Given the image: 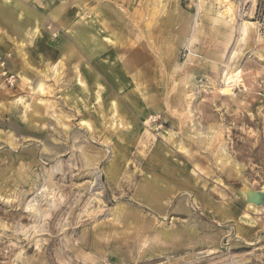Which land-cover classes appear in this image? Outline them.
<instances>
[{
	"label": "rangeland",
	"instance_id": "obj_1",
	"mask_svg": "<svg viewBox=\"0 0 264 264\" xmlns=\"http://www.w3.org/2000/svg\"><path fill=\"white\" fill-rule=\"evenodd\" d=\"M0 264H264V0H0Z\"/></svg>",
	"mask_w": 264,
	"mask_h": 264
},
{
	"label": "bare ground",
	"instance_id": "obj_2",
	"mask_svg": "<svg viewBox=\"0 0 264 264\" xmlns=\"http://www.w3.org/2000/svg\"><path fill=\"white\" fill-rule=\"evenodd\" d=\"M159 9V8H158ZM109 12L108 14L106 13V15H108V17L110 16H113V12L109 9H107ZM156 10H154L155 12ZM157 13V11H156ZM155 15V14H154ZM64 19V18H63ZM108 27V26H107ZM106 26L103 28L104 31H107L108 28ZM110 28H112V26H110ZM109 28V29H110ZM75 40L80 43V45L82 46V48L85 50V52L88 54V56L91 58V56L95 55V54H98V55H103V56H106L107 57H111V54L113 51V46H114V43L111 39L109 38H106V40H108L109 42H111V45L107 44V43H103L102 41H98L96 38H92V36L90 35L89 33V30L86 31V33L80 29L79 31L76 32L75 34ZM102 42V43H100ZM192 42V40H191ZM102 44V46H101ZM116 45V43H115ZM61 48V47H60ZM95 60V59H94ZM99 67H103V64H100ZM241 71V70H240ZM59 72V71H58ZM235 72V71H234ZM53 73V72H52ZM227 73V72H226ZM239 72H235L234 74H229V75H226L227 77H225V82H226V86H224V88H222V93H230V89L228 88V86L230 85V83H233V82H236L238 81L240 78H239ZM44 74V73H43ZM240 81V80H239ZM43 82V81H42ZM234 86V85H233ZM39 88V91H42V88L41 87H38ZM38 94V93H37ZM2 104V103H1ZM55 108V107H54ZM61 109V108H60ZM70 111V110H69ZM40 158V157H39ZM225 166V165H224ZM233 166V165H232ZM236 166V165H235ZM230 167V166H229ZM233 168V167H232ZM231 169V168H230ZM234 169L237 170V167H235ZM236 173V171L234 172ZM237 175V173H236ZM239 175H237L238 177ZM236 177V176H235ZM148 196V195H147ZM47 203V202H46ZM48 205V204H47ZM35 209V208H34ZM33 209V210H34ZM27 212V211H26ZM30 214V213H29Z\"/></svg>",
	"mask_w": 264,
	"mask_h": 264
},
{
	"label": "water",
	"instance_id": "obj_3",
	"mask_svg": "<svg viewBox=\"0 0 264 264\" xmlns=\"http://www.w3.org/2000/svg\"><path fill=\"white\" fill-rule=\"evenodd\" d=\"M247 200L259 204L263 202V194L261 192H249L247 193Z\"/></svg>",
	"mask_w": 264,
	"mask_h": 264
},
{
	"label": "crops",
	"instance_id": "obj_4",
	"mask_svg": "<svg viewBox=\"0 0 264 264\" xmlns=\"http://www.w3.org/2000/svg\"><path fill=\"white\" fill-rule=\"evenodd\" d=\"M145 190L147 191V195H148V196H152V193L150 194V191H149L148 188H147V189L145 188ZM150 190H152V189H150ZM139 196H140V195H139ZM156 198H157V197H156ZM156 198H155V199H156ZM144 200L146 201V199H144ZM147 200H148V198H147ZM155 202H156V201H153V202H151V204H153V203H155ZM146 203H147V202H146ZM157 206H158L157 208H161L159 205H157Z\"/></svg>",
	"mask_w": 264,
	"mask_h": 264
}]
</instances>
